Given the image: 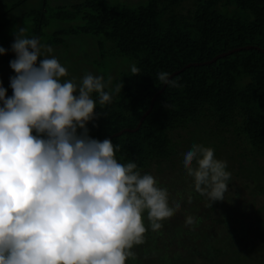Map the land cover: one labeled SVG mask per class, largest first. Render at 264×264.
<instances>
[{
    "label": "trees",
    "instance_id": "1",
    "mask_svg": "<svg viewBox=\"0 0 264 264\" xmlns=\"http://www.w3.org/2000/svg\"><path fill=\"white\" fill-rule=\"evenodd\" d=\"M30 1L0 0V47L6 49L0 67L16 58L3 45L13 23L30 38L46 35L48 46L84 34L95 38L103 57L127 58L119 72L104 77L112 102L97 101L100 115L87 124L89 135L103 141L123 131L110 139L118 161L152 174L171 199L184 194L181 209L159 232L149 229L128 264H264V0H75L56 7L41 0L21 10ZM57 21L69 26L49 35L46 28ZM161 71L179 72L170 79L177 86L167 84L142 125L126 130L138 127L163 89ZM192 143L227 162L225 200L211 205L193 190L181 163ZM188 215L200 222L185 226Z\"/></svg>",
    "mask_w": 264,
    "mask_h": 264
},
{
    "label": "clouds",
    "instance_id": "2",
    "mask_svg": "<svg viewBox=\"0 0 264 264\" xmlns=\"http://www.w3.org/2000/svg\"><path fill=\"white\" fill-rule=\"evenodd\" d=\"M45 47L16 28L10 97L0 81V264H128L184 194L171 199L152 174L120 163L110 139L89 135L97 101L111 103L112 92L91 73L79 83L64 79L67 68ZM157 78L177 86L167 72ZM181 163L196 193L211 205L226 199L231 172L213 148L192 143ZM199 222L188 215L185 226Z\"/></svg>",
    "mask_w": 264,
    "mask_h": 264
},
{
    "label": "rangeland",
    "instance_id": "3",
    "mask_svg": "<svg viewBox=\"0 0 264 264\" xmlns=\"http://www.w3.org/2000/svg\"><path fill=\"white\" fill-rule=\"evenodd\" d=\"M79 1V0H77ZM115 2H122V0H112ZM132 5L137 4L140 0H131ZM41 0H31L25 5L21 10H28L40 5ZM75 0H48V5L51 7H56L60 4L70 5L73 4ZM20 10V9H19ZM18 12V11H16ZM20 14V11L18 12ZM18 16H14L16 19ZM68 27L69 23L65 24L57 21L54 22L50 27L46 28V32L50 35L56 29L61 27ZM21 27V26H20ZM17 24L8 28V34L5 37H8V40L4 42V46L12 45L14 43V30L20 28ZM25 28V27H23ZM26 29V28H25ZM65 44H58L53 46L47 45L46 35H44L41 43L45 45V54L49 56H55L61 63L67 68L68 76L64 79L72 80L76 83H79L86 74H93L97 76H113L120 71L122 65L127 64L124 57H119L115 52H107L106 56L103 57L101 48H98L97 41L93 36L90 35H67ZM50 47L52 49L51 53H47L46 49ZM103 57V58H102ZM42 59L41 58H38ZM123 71V70H122ZM16 75L15 72L11 69L10 63L0 67V81H2L4 88L7 90L6 96L10 97L13 94V91L10 87V77ZM239 159V158H238ZM235 165H241L239 162ZM238 168V167H236ZM241 170V168H239ZM240 172V171H239ZM258 206V205H257ZM256 207V204L252 208Z\"/></svg>",
    "mask_w": 264,
    "mask_h": 264
},
{
    "label": "water",
    "instance_id": "4",
    "mask_svg": "<svg viewBox=\"0 0 264 264\" xmlns=\"http://www.w3.org/2000/svg\"><path fill=\"white\" fill-rule=\"evenodd\" d=\"M249 48H251V46L236 48V49L231 50V51H229V52H225V53L219 54V55H217L213 60H211V61H207L206 63H212V62H215V61L218 60L219 58L224 57V56H226V55H228V54H231V53H233L234 51H240V50H242V49H249ZM263 50H264V49H263ZM192 65H197V63H191V64H189L187 67L192 66ZM183 70H184V69H183ZM177 73H179V72H175V73H173V74L170 76V79H171L174 75H176ZM166 86H167V85L164 84L163 89L160 90L158 93L155 94V96H154L153 99H152L151 106H150L149 110L143 115V117H142V119H141V121H140L138 127H137L136 129H134V130H132V129H126V130H128V131H135V130H137V129L142 125V123H143V121H144L146 115L152 110L156 98L158 97L159 94H161V92L166 88ZM122 133H123V131H121V132H119V133H116V134L113 135L112 137H114V136H118V135H120V134H122ZM112 137H110V138H108V139H111Z\"/></svg>",
    "mask_w": 264,
    "mask_h": 264
}]
</instances>
